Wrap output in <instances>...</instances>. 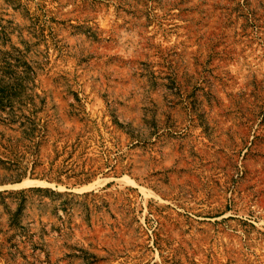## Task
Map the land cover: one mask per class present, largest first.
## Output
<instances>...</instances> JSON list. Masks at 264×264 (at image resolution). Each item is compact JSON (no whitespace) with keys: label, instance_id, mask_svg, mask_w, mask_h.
<instances>
[{"label":"rangeland","instance_id":"rangeland-1","mask_svg":"<svg viewBox=\"0 0 264 264\" xmlns=\"http://www.w3.org/2000/svg\"><path fill=\"white\" fill-rule=\"evenodd\" d=\"M0 264H264V0H0Z\"/></svg>","mask_w":264,"mask_h":264}]
</instances>
